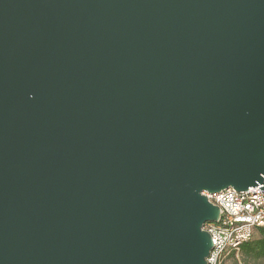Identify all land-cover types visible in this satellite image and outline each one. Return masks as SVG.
<instances>
[{
  "label": "water",
  "instance_id": "95a60500",
  "mask_svg": "<svg viewBox=\"0 0 264 264\" xmlns=\"http://www.w3.org/2000/svg\"><path fill=\"white\" fill-rule=\"evenodd\" d=\"M257 186L264 0H0V264H208Z\"/></svg>",
  "mask_w": 264,
  "mask_h": 264
},
{
  "label": "built area",
  "instance_id": "2783aa9c",
  "mask_svg": "<svg viewBox=\"0 0 264 264\" xmlns=\"http://www.w3.org/2000/svg\"><path fill=\"white\" fill-rule=\"evenodd\" d=\"M208 201L219 208V218L203 225L212 240L208 264H218L225 254L238 253L251 239L254 227L264 225V189L236 191L228 187L217 193L204 192Z\"/></svg>",
  "mask_w": 264,
  "mask_h": 264
},
{
  "label": "trees",
  "instance_id": "16d2710c",
  "mask_svg": "<svg viewBox=\"0 0 264 264\" xmlns=\"http://www.w3.org/2000/svg\"><path fill=\"white\" fill-rule=\"evenodd\" d=\"M239 253L264 258V225L253 228L251 239L240 246Z\"/></svg>",
  "mask_w": 264,
  "mask_h": 264
},
{
  "label": "rangeland",
  "instance_id": "374dc122",
  "mask_svg": "<svg viewBox=\"0 0 264 264\" xmlns=\"http://www.w3.org/2000/svg\"><path fill=\"white\" fill-rule=\"evenodd\" d=\"M218 264H264V258L245 256L241 253H228L222 256Z\"/></svg>",
  "mask_w": 264,
  "mask_h": 264
}]
</instances>
